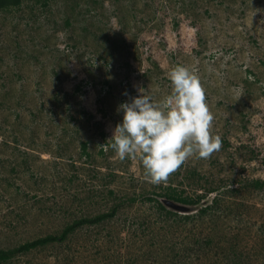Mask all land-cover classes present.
<instances>
[{
  "label": "rangeland",
  "instance_id": "1",
  "mask_svg": "<svg viewBox=\"0 0 264 264\" xmlns=\"http://www.w3.org/2000/svg\"><path fill=\"white\" fill-rule=\"evenodd\" d=\"M177 65L199 77L222 147L152 184L110 138L118 105L170 95ZM167 195L210 208L164 210ZM111 212L3 263L264 264V0L0 8V249Z\"/></svg>",
  "mask_w": 264,
  "mask_h": 264
},
{
  "label": "clouds",
  "instance_id": "2",
  "mask_svg": "<svg viewBox=\"0 0 264 264\" xmlns=\"http://www.w3.org/2000/svg\"><path fill=\"white\" fill-rule=\"evenodd\" d=\"M167 76L172 91L162 100L140 88L118 105L123 116L110 138L118 158L139 159L152 184L166 182L190 157L207 159L222 147L221 137L210 131L214 116L199 77L182 65Z\"/></svg>",
  "mask_w": 264,
  "mask_h": 264
},
{
  "label": "trees",
  "instance_id": "3",
  "mask_svg": "<svg viewBox=\"0 0 264 264\" xmlns=\"http://www.w3.org/2000/svg\"><path fill=\"white\" fill-rule=\"evenodd\" d=\"M21 1L22 0H0V8H7L10 6H15V5H18ZM153 197H154V195H153ZM153 197H152V199H154ZM165 197L171 198V199L176 200V201L184 202V203H191V200L186 199L184 197H180V196L178 197V196H174V195H170V196L167 195ZM148 198H151V197H148ZM155 199H157V198H155ZM157 201H158L159 207L165 210V207L162 205V203L158 199H157ZM209 208H210V203H209V201H207L205 205H202L200 207V211L204 212ZM168 212L172 213L171 211H168ZM110 214H112V212L111 213H105V214L96 216L95 218H91V219H87V218L86 219L85 218L84 219H78V220H75L72 223L66 225L59 235H47L44 237H39V238L34 239L32 241L25 242V243L17 246L16 248H13V249H0V264H4L3 261L16 251L27 250L36 244H41V243L48 242V241L60 240L74 227H76L80 224H83V223H87V222L93 223L94 221H97L99 219H102L103 217L109 216ZM174 214H176V213H174Z\"/></svg>",
  "mask_w": 264,
  "mask_h": 264
},
{
  "label": "water",
  "instance_id": "4",
  "mask_svg": "<svg viewBox=\"0 0 264 264\" xmlns=\"http://www.w3.org/2000/svg\"><path fill=\"white\" fill-rule=\"evenodd\" d=\"M160 201L166 208L177 213H190L199 209L202 205L206 204V201H202L201 203L189 204L176 201L167 197L161 198Z\"/></svg>",
  "mask_w": 264,
  "mask_h": 264
}]
</instances>
